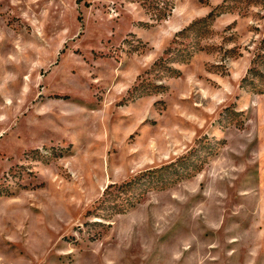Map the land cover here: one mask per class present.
Returning a JSON list of instances; mask_svg holds the SVG:
<instances>
[{
    "label": "rangeland",
    "instance_id": "obj_1",
    "mask_svg": "<svg viewBox=\"0 0 264 264\" xmlns=\"http://www.w3.org/2000/svg\"><path fill=\"white\" fill-rule=\"evenodd\" d=\"M0 264H264V0H0Z\"/></svg>",
    "mask_w": 264,
    "mask_h": 264
},
{
    "label": "trees",
    "instance_id": "obj_2",
    "mask_svg": "<svg viewBox=\"0 0 264 264\" xmlns=\"http://www.w3.org/2000/svg\"><path fill=\"white\" fill-rule=\"evenodd\" d=\"M163 5H164V3H163ZM162 8H163L162 10H163L164 14H167V13H166V10H167L168 7H166V4H165V6H163ZM172 8H173V6H170V7H169L170 10H171ZM170 10H169V13L171 12ZM251 71H252V69H251ZM258 73H259V71H257V69H256V71L253 72V74H254L255 76L258 75Z\"/></svg>",
    "mask_w": 264,
    "mask_h": 264
}]
</instances>
